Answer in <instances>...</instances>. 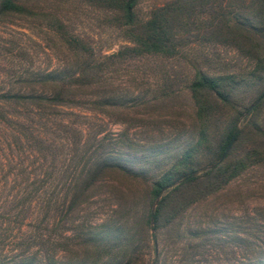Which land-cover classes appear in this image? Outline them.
I'll use <instances>...</instances> for the list:
<instances>
[{
    "label": "rangeland",
    "instance_id": "374dc122",
    "mask_svg": "<svg viewBox=\"0 0 264 264\" xmlns=\"http://www.w3.org/2000/svg\"><path fill=\"white\" fill-rule=\"evenodd\" d=\"M18 1L30 12L0 17V90L61 83L75 97L42 107L0 102V185L43 188L48 214L60 203V217H44V200L34 198L15 215L0 214V264L18 256L53 264L51 255L60 264L263 263L264 153L158 227L157 256L152 229L140 224L149 183L198 128L189 89L196 70L234 79L227 103L207 95L209 147L233 126L234 136L240 129L233 152L252 146L264 152V31L254 53L251 41L219 29L211 15L219 1L231 22L239 0H188V16L174 27L179 45L172 54L125 51L132 44L127 26L115 11L87 0ZM170 1L137 0L136 18ZM201 151L193 160L196 173L210 165ZM106 154L125 158L136 175L104 173L68 210L71 188L86 182L85 166Z\"/></svg>",
    "mask_w": 264,
    "mask_h": 264
},
{
    "label": "trees",
    "instance_id": "16d2710c",
    "mask_svg": "<svg viewBox=\"0 0 264 264\" xmlns=\"http://www.w3.org/2000/svg\"><path fill=\"white\" fill-rule=\"evenodd\" d=\"M87 1L96 6L115 11L119 21L127 26V36L132 42L131 45L125 46V51L133 54L174 53L177 45H179L174 27L183 25V20L181 21V19L184 16H188L186 11L191 7L188 0H171L161 6L152 7L148 16L140 21L136 18L133 9L137 0ZM244 1L239 0L236 2L237 8L232 11L231 22H228L229 19L226 16L228 12L227 10H222L219 1L211 5L210 8L213 11L211 15L212 17L218 16L216 25L219 29L222 28L228 31L233 29L236 35L251 41L250 49L255 53L256 48L254 47H256L257 43L255 40H258V37L262 36L264 31V0ZM21 12H30V9L18 0H0V17ZM235 45L238 46L239 44L236 42ZM258 64L260 65L259 61ZM53 73V71L46 72L44 78L51 76ZM233 81V76L230 74L208 75L196 70L189 84L195 105L198 128L190 145L184 147L178 156L168 166L161 169L149 183L146 191L149 205L140 222L145 228L148 226L152 229L149 235L152 240L151 248L156 256L158 253L156 250L155 230L158 227L164 225L173 215L185 208L189 203L215 192L247 166L263 159V150L252 146L241 153H235L233 148H229L220 161L216 160L234 130L233 126L216 139L214 148L209 147L211 140L208 137L205 121L212 104L208 100L207 95L211 94L221 102L227 103ZM74 95L75 91L72 86L54 83L53 86H42L41 88L2 89L0 90V102L23 106L32 104L42 107L44 105L69 103L73 101ZM239 133L240 129L237 130L234 139H237ZM201 150H207L206 152L209 153L208 163L210 165L196 173L197 167H195L193 160L197 153L202 152ZM124 159L118 155L106 154L88 163L83 170V177L86 182L80 186L74 185L71 188L67 209H72L76 204L85 200L90 194L87 192L89 185L104 173L112 171L123 176L134 177L136 175L135 172L124 162ZM170 185L172 186L165 190ZM57 189L59 190L60 187ZM58 190L52 194L54 198L50 203L55 202ZM44 191L46 190L43 188H31L27 185H12L7 188L4 185H0V214L5 217L15 215L22 210L24 205L30 204L34 198L33 201L39 199L40 203L44 200V203L40 204L45 208L44 217L56 214L60 217V203L57 204V202L53 205L55 207L51 210V214H48L47 207L50 199L48 198L49 196H45ZM43 197H46V199H43ZM156 197L157 199L155 200ZM152 203L154 205L151 207ZM48 260L53 264H60V260L52 258V255ZM8 264H39V262L34 256H18ZM252 264H264V262Z\"/></svg>",
    "mask_w": 264,
    "mask_h": 264
},
{
    "label": "water",
    "instance_id": "95a60500",
    "mask_svg": "<svg viewBox=\"0 0 264 264\" xmlns=\"http://www.w3.org/2000/svg\"><path fill=\"white\" fill-rule=\"evenodd\" d=\"M233 137H234V132L231 133V135H230L229 139L227 140V142H226V144H225V146L223 148V151L221 152V154H220V156H219L217 161H220L223 158V156L227 152V150H228V148H229V146H230V144H231V142L233 140Z\"/></svg>",
    "mask_w": 264,
    "mask_h": 264
}]
</instances>
